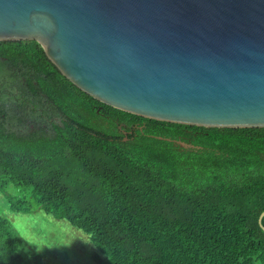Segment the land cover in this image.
Returning <instances> with one entry per match:
<instances>
[{"label": "trees", "instance_id": "obj_1", "mask_svg": "<svg viewBox=\"0 0 264 264\" xmlns=\"http://www.w3.org/2000/svg\"><path fill=\"white\" fill-rule=\"evenodd\" d=\"M0 46L54 74L71 113L43 142L0 145V194L10 211L0 214V264H35L10 219L34 210L82 231L108 264H264V128L135 116L76 88L37 42ZM123 123L144 131L125 142ZM11 185L25 189L21 198Z\"/></svg>", "mask_w": 264, "mask_h": 264}, {"label": "water", "instance_id": "obj_2", "mask_svg": "<svg viewBox=\"0 0 264 264\" xmlns=\"http://www.w3.org/2000/svg\"><path fill=\"white\" fill-rule=\"evenodd\" d=\"M0 41L37 42L76 88L135 116L264 128V0H0Z\"/></svg>", "mask_w": 264, "mask_h": 264}, {"label": "flooded vegetation", "instance_id": "obj_3", "mask_svg": "<svg viewBox=\"0 0 264 264\" xmlns=\"http://www.w3.org/2000/svg\"><path fill=\"white\" fill-rule=\"evenodd\" d=\"M6 54V48L0 46V145L16 138L43 142L56 136L71 117L60 80L47 69L36 67L30 59L15 60L13 54ZM101 109L97 113L109 126L111 116ZM144 127L123 123L118 127V137L131 141L136 131H144Z\"/></svg>", "mask_w": 264, "mask_h": 264}, {"label": "rangeland", "instance_id": "obj_4", "mask_svg": "<svg viewBox=\"0 0 264 264\" xmlns=\"http://www.w3.org/2000/svg\"><path fill=\"white\" fill-rule=\"evenodd\" d=\"M22 190L25 189L11 185L9 193L21 198ZM9 212L6 199L0 194V214ZM10 219L23 240L24 252L33 254L35 264H108L89 237L65 220H56L40 210L10 215Z\"/></svg>", "mask_w": 264, "mask_h": 264}]
</instances>
